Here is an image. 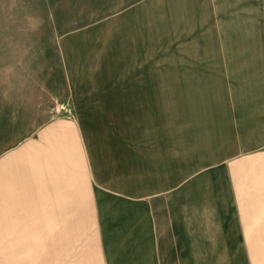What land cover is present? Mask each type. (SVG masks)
I'll list each match as a JSON object with an SVG mask.
<instances>
[{
    "label": "rangeland",
    "instance_id": "obj_1",
    "mask_svg": "<svg viewBox=\"0 0 264 264\" xmlns=\"http://www.w3.org/2000/svg\"><path fill=\"white\" fill-rule=\"evenodd\" d=\"M92 139L176 147L182 264H264V0H0V264L98 238Z\"/></svg>",
    "mask_w": 264,
    "mask_h": 264
},
{
    "label": "crops",
    "instance_id": "obj_2",
    "mask_svg": "<svg viewBox=\"0 0 264 264\" xmlns=\"http://www.w3.org/2000/svg\"><path fill=\"white\" fill-rule=\"evenodd\" d=\"M56 56L62 66L60 71H68L61 52L57 51ZM52 92L49 90V94ZM58 124L51 127V132L62 133L66 129ZM89 145L91 197L98 238L90 242L87 251L62 264L185 263L180 246L189 237V231L181 230L180 204L181 195L194 178L181 177L176 147L132 142L124 143L123 147L101 146L98 139H92ZM118 150L122 154L116 155ZM259 198L252 197L250 201L257 203ZM256 203L246 206H251L253 212ZM252 212L248 215L264 213ZM45 264H48L47 256Z\"/></svg>",
    "mask_w": 264,
    "mask_h": 264
}]
</instances>
